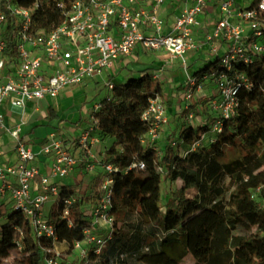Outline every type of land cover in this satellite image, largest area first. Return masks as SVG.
<instances>
[{"label": "built area", "instance_id": "1", "mask_svg": "<svg viewBox=\"0 0 264 264\" xmlns=\"http://www.w3.org/2000/svg\"><path fill=\"white\" fill-rule=\"evenodd\" d=\"M165 1L71 0L68 7L61 1L57 2L61 21L44 31L32 28V14L39 6L38 0L27 6L16 0H5L3 8L0 7V32L7 24V17L14 19L17 28L10 57H5L7 41L0 34V108L11 112L14 108L23 111L31 106L32 111H37L41 100L57 98L64 90L103 73L114 75L117 64L125 62L140 44L145 50H161L170 59L179 60L184 72L180 94L186 101V109L193 93L200 92L206 81L215 82L212 106L216 119L212 131L220 133L223 121L236 113V92L242 86L249 88L250 83L243 73L229 76L222 71L196 77L188 72L187 57L199 49L196 26L201 16L215 15L201 43L208 45L210 54L218 56L226 70L235 61L251 63L264 55V0H175L169 23L164 20ZM220 41L224 46L222 51ZM153 77L157 78V73L153 72ZM104 84L110 93L112 83L105 81ZM98 108L96 100L88 115L90 123H85L71 138L63 132L52 131L37 151L21 135L26 120L21 117L8 125L0 110V132L12 137L17 155L14 162L0 168V210L6 200L9 207L21 211L33 236L51 238L52 246L45 249L47 256L42 264H93L103 254L114 229L120 226H115L111 213L112 185L118 167L104 161L103 155L97 159L92 152V147L100 142L98 121L93 115ZM167 116L163 95L149 97L148 106L141 114L148 128L139 142L152 145L158 156L161 149L155 142L165 133ZM192 118V112L186 115L190 124ZM176 138L174 135L165 143L174 147L181 143ZM205 139L206 134H201L181 154L185 156L196 150ZM74 145L83 156L72 152ZM40 157L46 162L44 168L39 163ZM78 164H83L87 172L99 167L98 197L95 203L82 206L89 222L83 229L82 239L70 246L58 240L55 226L44 216L42 207L50 197L55 207L61 203L60 217L70 224L69 208L75 196L59 197V186L60 180ZM130 167L143 170L144 163L133 162ZM195 192L194 189V193L187 194L193 196ZM15 242L20 249V239Z\"/></svg>", "mask_w": 264, "mask_h": 264}, {"label": "trees", "instance_id": "2", "mask_svg": "<svg viewBox=\"0 0 264 264\" xmlns=\"http://www.w3.org/2000/svg\"><path fill=\"white\" fill-rule=\"evenodd\" d=\"M16 1L27 6L35 0ZM61 1L68 7L71 0H38L32 28L47 31L58 24L62 14L57 2ZM4 3L0 0L1 8ZM16 28L14 19L7 17L0 32L7 41L5 57L13 53ZM204 62L190 69L194 76L222 71L229 76L243 73L250 87L242 86L236 92V113L223 121L220 133L212 131L215 114L197 125L182 122L175 134L181 143L174 147L165 143L160 147L161 156L152 145L139 142L148 128L141 114L149 97L163 95L162 83L153 77V66L132 69L119 81L111 80L115 75H109L108 81L113 85L110 93L88 101V106L93 107L98 100L99 108L93 115L98 121L99 136L112 138L103 160L118 167L112 185L111 213L115 226L120 225L93 264H181L177 258L186 254L199 264H264V206L250 198L252 191L264 194V55L247 64L235 61L230 70L221 66L218 56L201 67ZM47 112V118L39 125L49 126L50 130L38 140V148L50 132L64 126H60V121L68 123H64L67 128L80 123L85 114L81 107L75 120H65L53 106H48ZM201 134H206L202 146L183 156L182 150L188 149ZM227 144L243 151L232 165L221 161L222 146ZM137 161L144 163L143 170L130 167ZM191 171L196 174V192L188 196L185 182ZM163 179L180 180L182 184L163 198ZM59 188V197L75 196L69 208L70 224L60 217L61 203L47 220L54 224L58 240L72 246L75 240L82 239L89 222L82 206L95 203L98 192L95 185L88 193H79L66 183ZM246 205L251 209L246 210ZM125 227L128 230L123 234L120 229ZM16 239H20V249ZM51 246V238L32 235L21 211L2 205L0 264L15 253L20 257L13 259L14 264H42L47 256L45 249Z\"/></svg>", "mask_w": 264, "mask_h": 264}, {"label": "rangeland", "instance_id": "3", "mask_svg": "<svg viewBox=\"0 0 264 264\" xmlns=\"http://www.w3.org/2000/svg\"><path fill=\"white\" fill-rule=\"evenodd\" d=\"M249 1V0H246ZM215 19V15H208V16H201V19L198 22V26H196L197 30L195 33L196 40L199 44V49L195 51L196 57L190 64H188L187 61V69L188 72L191 73V68L193 66L199 65L202 61H205L201 64V67L206 66L209 59L212 61L215 59V55H211L209 52L208 45L201 43L202 37L204 32L210 27L212 21ZM221 48L220 50H224L223 42L220 41ZM134 55H141V60L145 62H151L153 60H156V55L162 56L166 58V62L172 66L178 69L180 73L181 72V66L178 59H170L169 56H167L163 51H151V50H145L140 44H137L135 46V49L133 51ZM127 67H122L118 69L117 74L120 73V76H115L111 80L119 81L126 76ZM179 73V74H180ZM132 75H137V73L133 72ZM96 78V77H95ZM102 79L103 82L100 81H92L90 85H87L84 83L80 84L74 88H68V90H65L60 93V95L57 98L54 99H48V102L52 104V106L59 110L62 113V117L65 120H75L78 117L77 110L82 107V112H84V116L82 117V121L78 124L73 125L72 130L69 131L68 128H66L65 124H68L64 121H60V126L63 124L61 128L64 132L63 135H65L68 138H71L73 135H75V131L81 126L82 122H85L86 124L90 123V120L88 118V115L92 111V107L88 106V101L92 100L93 97H97L98 99L101 97H104L108 90L107 87L104 84V81H108L109 77L106 73L101 74L97 79ZM158 80L162 83L163 87V99H164V107L167 110V117H168V125L166 126L165 133L162 135L160 139H158L155 144L158 148H160L166 141L169 140V138L173 137L176 132L179 129V126L182 122H186V115L192 112L193 118L191 119L192 125H197L201 119H208L209 117L214 115V109L212 100L214 99V94L216 92L214 88L215 82L213 80L206 81L203 85V89L200 92H195L192 95V98L190 99V102L188 104V108L186 109L184 106L186 105V101L183 99L180 93H178L180 90H183L182 88V82L174 81L172 80V76L170 74L167 75H161L157 77ZM178 82L179 84L174 86V84ZM169 83H172V88H169ZM170 89V90H169ZM166 91V92H165ZM91 103V102H90ZM88 106V107H87ZM40 110L35 115V117H43L46 113V108L39 106ZM87 108V110H86ZM65 123V124H64ZM67 131V132H66ZM102 137H100V140ZM105 145L109 146L112 142L111 137H107L105 140ZM6 145L0 147V151L3 153L0 155V163L4 161V150L9 146L12 147L13 143L10 139L7 141L5 140ZM223 157L221 158L222 163L224 164H230L233 163L236 159H238L242 154L243 151L238 146H232V145H223ZM79 152V149L77 145H74L72 148V152ZM81 153V152H79ZM76 154V153H75ZM82 154V153H81ZM96 158L98 157L99 153L95 152ZM80 156V154H79ZM83 156V154H82ZM98 159V158H97ZM94 172H87L84 169V165L80 164L79 167L74 168L69 175H67L66 183L73 185L74 189L79 193H84L90 190V187L92 185H95V188L97 187V181L98 177L95 174H92ZM227 174H230L227 172ZM195 172H190L189 179L185 182V185L187 186V192L189 194L194 193V179H195ZM97 177V178H96ZM97 182V183H95ZM182 182L180 180L176 181H168L166 179H163L161 183V193L162 197L164 198L171 190L174 188L180 186ZM241 196H239L237 199H240ZM251 199H255L259 204L264 206V194L258 193L256 191L251 192ZM4 206H7V204H4ZM8 207V206H7ZM251 206L246 205V210H250ZM43 214L46 218L49 216H53L56 212L55 202L52 201V198L50 197L49 200H47L43 207H42ZM106 230V229H105ZM103 230V231H105ZM127 228L125 229L121 228L120 232L122 231L123 234L127 232ZM60 247V246H59ZM16 257H20L19 253H15L13 257L10 258L9 261L4 262L3 264H14L13 259ZM178 262L181 264H199V262L192 259V257L189 254L184 255L183 257L177 258Z\"/></svg>", "mask_w": 264, "mask_h": 264}, {"label": "crops", "instance_id": "4", "mask_svg": "<svg viewBox=\"0 0 264 264\" xmlns=\"http://www.w3.org/2000/svg\"><path fill=\"white\" fill-rule=\"evenodd\" d=\"M175 0H166L163 6V12H164V20L166 23H169L171 21V16H172V10H171V5L172 2ZM196 57V53H191L188 55L187 57V61L188 64H190L192 62V60H194ZM141 55L137 54L134 55L133 53L127 57L125 60V62H119L117 64V68L114 72L115 76H120V73L117 74L118 69L122 68V67H127V72H129L130 70H137L140 68H143L145 66H153L154 70L153 72L157 73L158 77L161 75H169L172 76V80L174 81H178V82H182L184 79V72L182 70L181 67V72H178L179 70L176 69L175 67L173 68L172 66H170L167 62H166V58L156 55V60H153L151 62H145L142 61L141 59ZM156 68V69H155ZM180 73V74H179ZM99 77V76H98ZM98 77H94L91 79H88L84 82V85H90L92 81H100L103 82V78L102 79H97ZM114 80V79H113ZM176 82L174 84V86L178 85L179 83ZM105 83V81H104ZM173 84L169 83L168 87L172 88ZM68 90V89H66ZM170 90V89H169ZM65 91V90H64ZM166 92V91H165ZM180 93V91L178 92ZM164 94V91H163ZM39 106H41V108L45 107L46 108V112H47V107L48 106H52L51 103L48 102V99L45 100H41L38 103V110L37 111H32L31 106L26 107L23 111L20 110L19 108H14L11 112H8L5 110V107H1L0 110L4 112L5 114V121L6 124L8 125H12L15 122H18L21 117L23 119L26 120V122L22 125V129H21V135H23L24 140L33 148V150L37 151L39 148L36 146L37 142L39 139H41L44 135H46L49 130L50 127L49 126H40L39 123H42V119L47 118V113L45 115H43V117H35V115L39 112L40 108ZM85 125V122L81 123V126L77 129V131L83 126ZM73 126H69L67 127L69 129V131L72 130ZM57 132H63L62 129L57 130ZM67 132V131H66ZM64 133V132H63ZM107 137H102V139L100 140L99 143H97L96 145H94L92 147V152L94 154V156L96 155L95 152H98L99 155L97 158H100L103 155L104 150L106 149V145H105V140ZM8 139L11 140V142L13 143L12 147H7L4 150V161L2 163H0V168H3L4 166H6L7 164L14 162L17 158L16 155V151H15V142L12 139V137L6 133V132H0V147L6 145L5 140L7 141ZM76 155L80 156L82 155L81 153H79L78 151L75 152ZM3 153L0 151V155H2ZM96 157V156H95ZM40 165L42 168H44V166H46V162L44 160V157H40ZM80 164H78L75 168L79 167ZM95 174L98 175L99 172V167L97 166L96 169L94 171H92ZM66 179L67 177H65L64 179L60 180V184L66 183ZM57 180V179H56ZM36 181H39V177L36 178ZM68 184V183H66ZM7 201L4 200V204H7V206H9L8 203H6ZM6 206V207H7Z\"/></svg>", "mask_w": 264, "mask_h": 264}, {"label": "bare ground", "instance_id": "5", "mask_svg": "<svg viewBox=\"0 0 264 264\" xmlns=\"http://www.w3.org/2000/svg\"><path fill=\"white\" fill-rule=\"evenodd\" d=\"M62 246V245H61Z\"/></svg>", "mask_w": 264, "mask_h": 264}]
</instances>
